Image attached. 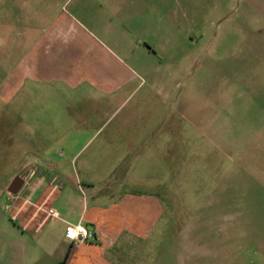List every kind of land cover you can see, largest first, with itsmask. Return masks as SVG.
I'll list each match as a JSON object with an SVG mask.
<instances>
[{
  "label": "rangeland",
  "instance_id": "obj_1",
  "mask_svg": "<svg viewBox=\"0 0 264 264\" xmlns=\"http://www.w3.org/2000/svg\"><path fill=\"white\" fill-rule=\"evenodd\" d=\"M29 1L21 24L0 0V205L25 170L21 156L68 155L67 138L25 133L16 114L30 108L5 104L22 52L44 39L91 67L106 48L166 94L171 131V152L157 153L155 168L118 170L119 185L158 197L165 215L147 239L118 245L117 264H264V0ZM56 20L66 28L53 45ZM65 59L62 68L81 62ZM10 225L2 205L0 256Z\"/></svg>",
  "mask_w": 264,
  "mask_h": 264
},
{
  "label": "crops",
  "instance_id": "obj_2",
  "mask_svg": "<svg viewBox=\"0 0 264 264\" xmlns=\"http://www.w3.org/2000/svg\"><path fill=\"white\" fill-rule=\"evenodd\" d=\"M6 1L24 24L23 10L30 1ZM44 1L33 0L36 6ZM65 28L61 20L52 24L51 44ZM27 33L22 32V40ZM83 55L62 54L37 39L6 78L5 104L17 102L22 110L31 109L16 114L25 133L32 131L39 138L47 130L50 137L67 138L68 155L60 157L52 150L44 158L21 156L17 166L25 170L9 181L3 197L12 235L0 264H117L118 245L147 239L165 215L158 197L128 191L116 177L122 169L151 170L157 153L171 152L166 94L155 91V84L139 81L140 75L106 48L94 54L91 67ZM72 57L81 62L62 68L65 58ZM46 104L52 105L49 114L39 107ZM45 122L51 124L46 127ZM82 138L87 139L77 149ZM150 175L147 172L146 178ZM17 177L24 185L14 195L9 189ZM50 208L61 217H48ZM67 224H82L96 237L73 242Z\"/></svg>",
  "mask_w": 264,
  "mask_h": 264
},
{
  "label": "built area",
  "instance_id": "obj_3",
  "mask_svg": "<svg viewBox=\"0 0 264 264\" xmlns=\"http://www.w3.org/2000/svg\"><path fill=\"white\" fill-rule=\"evenodd\" d=\"M48 217L60 218V214L53 208L48 209ZM66 234L73 242L87 243L96 237L95 233L82 224H67Z\"/></svg>",
  "mask_w": 264,
  "mask_h": 264
},
{
  "label": "water",
  "instance_id": "obj_4",
  "mask_svg": "<svg viewBox=\"0 0 264 264\" xmlns=\"http://www.w3.org/2000/svg\"><path fill=\"white\" fill-rule=\"evenodd\" d=\"M23 185H24V181L20 177H17L13 181V183H12L10 189H9V192L11 194H14V195L18 194Z\"/></svg>",
  "mask_w": 264,
  "mask_h": 264
}]
</instances>
